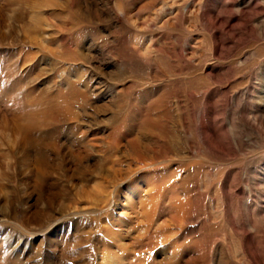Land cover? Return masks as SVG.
<instances>
[{
  "label": "rangeland",
  "instance_id": "rangeland-1",
  "mask_svg": "<svg viewBox=\"0 0 264 264\" xmlns=\"http://www.w3.org/2000/svg\"><path fill=\"white\" fill-rule=\"evenodd\" d=\"M0 264H264V0H0Z\"/></svg>",
  "mask_w": 264,
  "mask_h": 264
},
{
  "label": "bare ground",
  "instance_id": "bare-ground-1",
  "mask_svg": "<svg viewBox=\"0 0 264 264\" xmlns=\"http://www.w3.org/2000/svg\"><path fill=\"white\" fill-rule=\"evenodd\" d=\"M1 130V129H0Z\"/></svg>",
  "mask_w": 264,
  "mask_h": 264
}]
</instances>
